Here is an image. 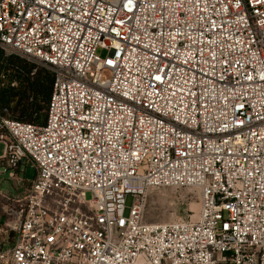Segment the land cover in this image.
I'll use <instances>...</instances> for the list:
<instances>
[{
    "label": "built area",
    "instance_id": "2783aa9c",
    "mask_svg": "<svg viewBox=\"0 0 264 264\" xmlns=\"http://www.w3.org/2000/svg\"><path fill=\"white\" fill-rule=\"evenodd\" d=\"M0 50V168L35 170L0 190V264H264V0H0ZM161 187L197 217L145 221Z\"/></svg>",
    "mask_w": 264,
    "mask_h": 264
},
{
    "label": "rangeland",
    "instance_id": "374dc122",
    "mask_svg": "<svg viewBox=\"0 0 264 264\" xmlns=\"http://www.w3.org/2000/svg\"><path fill=\"white\" fill-rule=\"evenodd\" d=\"M97 55L105 58L108 50L98 48ZM4 154V144H0V156ZM10 169L0 168V190L8 195H22L25 186L34 179L35 170L28 167L25 173L17 172L10 176ZM23 171V169H22ZM0 192V212L5 200ZM87 197L91 194L88 192ZM200 211V190L196 187L149 188L144 203V220L147 222H171L180 219L196 218Z\"/></svg>",
    "mask_w": 264,
    "mask_h": 264
},
{
    "label": "trees",
    "instance_id": "16d2710c",
    "mask_svg": "<svg viewBox=\"0 0 264 264\" xmlns=\"http://www.w3.org/2000/svg\"><path fill=\"white\" fill-rule=\"evenodd\" d=\"M2 55L3 53L0 50V58ZM9 66H26V64L18 58H12L9 60ZM53 80L54 75L52 73L40 71L33 81H28L25 87L22 88L19 103L15 107V117L17 119L38 124L44 122L48 101L52 92ZM24 81L27 82V80ZM28 92L33 94L32 100H29ZM16 96L17 93L15 92L8 94L3 92L0 100L8 104Z\"/></svg>",
    "mask_w": 264,
    "mask_h": 264
}]
</instances>
